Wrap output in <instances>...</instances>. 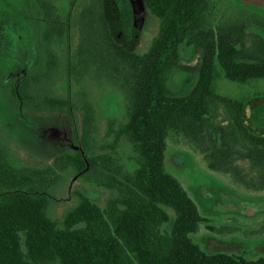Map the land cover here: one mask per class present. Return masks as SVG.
<instances>
[{
	"label": "trees",
	"instance_id": "trees-1",
	"mask_svg": "<svg viewBox=\"0 0 264 264\" xmlns=\"http://www.w3.org/2000/svg\"><path fill=\"white\" fill-rule=\"evenodd\" d=\"M240 1L264 10L253 0ZM24 2L44 19L49 42L70 35L74 12L66 17L57 0ZM142 10L158 18L159 30L140 53L133 41L142 32L134 26ZM218 10L217 0H89L74 15L80 41L68 55L70 65L64 68L60 53L47 46L42 71L20 80L19 90L12 84L23 106L67 112L74 146L52 163L19 166L0 137V264H264V255L203 248L193 235L207 218L166 168L169 138L184 136L210 169L264 190V95L241 99L216 90L222 74L238 82L264 77V14L220 21ZM192 58L195 64L184 63ZM177 69L195 76L186 92L170 85ZM91 72L125 94L127 120L114 131L117 142L127 138L138 153L133 171L92 152L97 112L90 96L82 91L80 101L55 92L59 79L80 82ZM7 76L0 68V85ZM70 168L119 194L103 207L80 192L60 227L48 213V194Z\"/></svg>",
	"mask_w": 264,
	"mask_h": 264
},
{
	"label": "rangeland",
	"instance_id": "rangeland-1",
	"mask_svg": "<svg viewBox=\"0 0 264 264\" xmlns=\"http://www.w3.org/2000/svg\"><path fill=\"white\" fill-rule=\"evenodd\" d=\"M71 1H57L65 16L70 12L75 15L89 0H75L74 5L70 4ZM217 1L219 10L216 18L220 21L240 17L245 12L264 14V10L247 6L240 0ZM253 1L264 6V0ZM74 15L71 19L72 54L79 41ZM5 16L11 20L12 32L17 33L16 39L19 33H23L29 41L30 53L21 52L19 62L17 55L8 51L0 41V68L8 74L0 85V137L9 147L10 156L17 165H46L74 146L73 123L67 112L36 110L23 106V100L20 103L13 96L12 84L19 83L23 76L35 74L45 65L47 56L42 36L45 24L37 11H29L24 0H0V28L2 17ZM158 30V18L149 12L145 13L142 32L133 41L134 49L140 53L147 51ZM24 58L29 59L27 65ZM196 62V58L184 60L188 64ZM193 78L195 76L192 72L177 69L171 76L170 85L175 90L186 92L192 87ZM54 89L58 94L71 95L80 101L83 99L80 92L84 91L90 96L97 112L96 134L92 140L95 149L92 152L112 156L126 169L133 171L138 153L127 138L122 137L117 142L115 132L127 120V100L122 89L104 76L95 79L92 72L78 83L75 80L70 83L64 78ZM216 90L241 99L259 93L264 95V77L238 82L222 74L216 79ZM248 111L252 112L251 106ZM262 116L264 117V111ZM81 119L82 114L77 111L80 134ZM166 168L182 181L207 218L199 232L193 235L203 248L210 252H235L251 258L264 255V190L248 189L232 175L210 169L204 153L184 136L169 138ZM80 192L103 207L110 198L119 194L116 188L100 186L89 181L76 169H68L48 194V213L60 227L64 226L66 213L80 202ZM170 212L172 219L166 224L169 227L175 218L174 211L170 209Z\"/></svg>",
	"mask_w": 264,
	"mask_h": 264
},
{
	"label": "flooded vegetation",
	"instance_id": "flooded-vegetation-1",
	"mask_svg": "<svg viewBox=\"0 0 264 264\" xmlns=\"http://www.w3.org/2000/svg\"><path fill=\"white\" fill-rule=\"evenodd\" d=\"M58 1V0H57ZM58 3V2H57ZM75 3V2H74ZM71 5L72 4V1L70 3ZM63 13V12H62ZM67 17V16H66ZM42 18V17H41ZM43 19V18H42ZM10 18L9 17H2V23H1V27H3L5 30L3 31L4 34H2V43L3 45L5 46V48L8 50V51H11V53H14L17 55V58L19 60V62L21 61V57H20V53H25V52H29L30 53V46H29V41H27L26 37L23 35V33H19V37L18 39H16L15 35L17 34L16 32H12L13 29L11 27H13L12 23L10 24ZM44 21V19H43ZM44 24H45V21H44ZM71 24V22H70ZM46 25V24H45ZM44 30H45V26H44ZM44 30H43V42H44V47H45V52H46V62L45 64L47 63V59H48V49H47V46L51 47L52 49H54L55 51H58L61 55V58H62V62H63V67L65 68L64 64H66V67L68 66V64L70 65L69 63V60H68V55H72V51L70 49V46H71V27H70V35H66L64 38H61V37H55L53 38L52 42H49V40H47L45 38V35H44ZM78 36H79V33H78ZM80 38V37H79ZM80 41V39H78ZM79 41L77 43V47H78V44H79ZM76 47V46H75ZM76 47V48H77ZM19 53V55L17 54ZM74 54V53H73ZM25 59V58H24ZM29 62V59H25V64L27 65V63ZM45 66V65H44ZM43 66V67H44ZM42 67V68H43ZM42 68L39 69L38 72H36L35 74H38L39 72L42 71ZM26 77V76H23L22 79ZM65 78V77H64ZM64 78L62 79H59L60 80H63ZM21 79V80H22ZM67 79V78H65ZM84 79H82L83 81ZM58 81V82H59ZM57 82V83H58ZM73 82V81H71ZM70 82V83H71ZM76 83H78V81H75ZM56 83V84H57ZM54 84V86L56 85ZM22 101V100H21ZM24 104V100H23V103Z\"/></svg>",
	"mask_w": 264,
	"mask_h": 264
},
{
	"label": "water",
	"instance_id": "water-1",
	"mask_svg": "<svg viewBox=\"0 0 264 264\" xmlns=\"http://www.w3.org/2000/svg\"><path fill=\"white\" fill-rule=\"evenodd\" d=\"M144 21H145V11L141 12V15L136 19L135 21V30H137L138 32L142 30L143 25H144ZM121 31V28H119V32ZM121 33V32H120ZM17 89L19 90V83L16 84Z\"/></svg>",
	"mask_w": 264,
	"mask_h": 264
}]
</instances>
